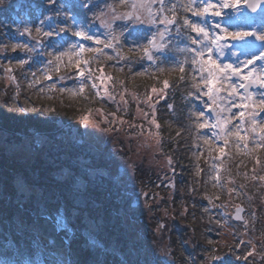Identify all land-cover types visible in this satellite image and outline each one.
Instances as JSON below:
<instances>
[{"label":"trees","instance_id":"1","mask_svg":"<svg viewBox=\"0 0 264 264\" xmlns=\"http://www.w3.org/2000/svg\"><path fill=\"white\" fill-rule=\"evenodd\" d=\"M69 1L80 9L84 16L78 19L77 27L101 41L116 37L111 47H105L103 43L96 44L94 40L76 41L73 44L83 43L85 48H98L100 51L81 52L77 57L73 55L70 47L66 52L68 55L60 57L59 72L54 69L52 73L51 69L52 76L57 78L59 75L72 83L73 92L76 94L71 100L59 92V84L51 87L48 90V98L41 105L34 104L32 110L21 102L22 85L28 77L27 72L32 61L37 60L38 64L45 62L52 54L51 36L28 35L29 48L34 47L31 52L21 48L8 50L0 45V135L8 144L27 142L35 153L32 159L25 161L0 153V264H154L155 260H161L156 253V245H153L156 238V234L152 233L153 229H149L153 236L148 237L155 248L151 252V260L145 261L140 253H130L129 246L122 236L117 235V239H112L111 233L115 232L114 225L110 224V216L120 215L118 210L122 200L117 198L120 191L114 193L110 188L113 181L103 176L100 171L104 169L103 154H99L94 160L92 156H84L88 158L86 162L91 166L90 172L98 170V179L104 182L103 186L98 181L101 186L98 188L97 183L92 185L87 177H78V171L72 166V162L79 151L73 144V149L67 150V153L59 150L55 154L50 150L54 148L48 149L44 146L46 140L48 143L63 144L69 129L73 126L79 128L80 119L84 115L92 116L103 130L111 131L106 141L115 147L117 157L124 160L130 151L129 148L134 153V148L141 138H149L155 146L154 155L164 159L166 167L172 172L171 181L176 190L169 207L161 205L165 200L162 199L166 195L164 190H168L169 183L159 184L161 173L158 167L144 163L136 164L132 173L134 182L144 190L155 184L153 190H149L147 194L148 201L152 203L150 209L156 214V218L161 217L160 210H166L167 214L170 212L174 217L171 228H167L162 237L165 239L167 250V258L162 260L163 264H189L196 261L208 245L204 237L207 225L202 221L200 212L203 208L201 202L204 201L202 186L209 176L210 164L214 169L213 192L218 196V203L228 207L236 203L243 204L247 207V213L254 215L247 226L235 232L234 239L238 241L244 238V242L249 245L246 248L249 249H255V246L260 249L259 245L264 246V179H261L264 177V139H260L256 144L258 131L257 128L253 131V121L256 126L258 108L254 110L251 100H245L248 107L242 110L243 120L238 117L240 135L245 139L227 135L225 131L228 125L225 124L222 126L223 131L217 132V145L201 147L198 164L193 169L197 130L188 111V54L176 38L179 33L183 34L185 31L180 0H164L165 16L174 19L175 23L168 25L163 54L160 57L156 55L151 62H148L146 56L140 58L126 50L124 45L147 38L150 29L157 33V28H133L129 26V22L106 18L105 13L115 7L117 0ZM126 5L121 4L119 10H128ZM56 9L55 4L49 3L48 0H0V44L3 31L7 28L4 23L25 24L36 20L37 27H42V31L46 32L44 29L49 31L51 26L56 25ZM41 20H44L43 25L40 24ZM37 40H40L39 44ZM77 58L87 60L88 63H81L77 69ZM22 59L28 62L21 66L19 61ZM14 60L18 63L14 67H6L11 68V72L8 71L6 76V69L3 67L8 61ZM140 61L147 63L145 73L132 76L135 70L141 67ZM181 65L184 67L183 72L179 71ZM81 70L85 71L83 77L78 74ZM164 81L168 82L167 87ZM82 83L85 87L84 92L80 93ZM93 84L97 87L93 88ZM153 89L155 91H152ZM42 105L46 112L39 108ZM137 110L140 111V117L135 115ZM219 110L220 113H225L222 106ZM124 137L127 143L122 140ZM225 138L228 140L227 144L224 143ZM218 147H223L224 152H217ZM67 174L71 177L70 181L66 179ZM14 177H19L28 185L36 187L40 194H31L28 197L18 195L11 182ZM75 182H82L83 186L75 187ZM62 183L67 184L72 192L84 195L92 203V206H73L74 217L69 219L67 216V225L61 230L66 249L64 256L56 251L54 245L42 242L37 235L40 232L34 230L35 225L40 226L44 220L50 221L51 217L54 228L58 230L56 215H65L68 207L65 204ZM113 185L115 189H119L116 184ZM45 190L48 191L49 197ZM156 191L158 194H155ZM95 212L101 218L98 222L94 221V231L84 218L88 213L93 215ZM118 219L121 220L120 217ZM151 220L150 227L156 228L154 217ZM20 223L23 227L19 226ZM30 223H34L33 229ZM159 228L162 231L160 225ZM85 232L89 238L92 236L97 242L99 240V243L96 245L95 242H90L91 239L85 236ZM258 237L259 245L256 242ZM232 249L233 245L227 244L218 251L232 255ZM185 257L188 261H185ZM210 263L212 262L208 261L203 264ZM233 264L238 262L233 261Z\"/></svg>","mask_w":264,"mask_h":264},{"label":"rangeland","instance_id":"2","mask_svg":"<svg viewBox=\"0 0 264 264\" xmlns=\"http://www.w3.org/2000/svg\"><path fill=\"white\" fill-rule=\"evenodd\" d=\"M156 1L157 0H117V8L114 9L112 12H106L105 16L108 19H113L115 18V14H118V16L123 17L124 14H130L134 13L136 15L140 16V19L131 18L129 22V26L131 25L133 28L139 25V22L143 24L144 28L146 26H153L155 29L157 28L160 30V32H163L164 35L167 34L168 31H165V28L167 27L164 24H160L158 22H154L155 20L162 19L159 15L160 8L156 6ZM49 2V0H48ZM127 4L128 10L125 12L120 11L118 9V6L120 4ZM141 3L145 4H150L151 5V10L153 13H155L154 17H150L148 15V12L146 9H142L139 7ZM55 6L57 7L56 10L59 11V15H56V20L54 19V23L56 25L54 27H51L49 31L53 32L52 37V42L54 44H51V55L50 57L44 62H40L38 64L37 60L32 61L31 66L29 67V70L27 72L28 77L25 78L23 85H22V96H21V102L22 104L28 108L29 110L33 109L34 104H42L46 98H48V90L53 87V86H58L59 84L62 83V85L59 87V92L63 93L64 96L71 100L73 97V85L68 82L67 80L63 79L61 76L58 75L57 78L51 75V69H56V67L60 63V59L57 60V57L60 55L61 50H64V53L69 51L70 46L75 43L74 39L75 37L72 35L71 31H66V32H59V35L56 34V32L59 30V28H76L77 25L76 23V15L80 14V9H78L76 6H72L69 1L66 0H55ZM133 5H136V7H133ZM187 7V12L190 15L189 18L187 19V28L189 29V34L187 36L188 42L191 44V38H195V33L191 31L190 24L192 22H199L202 21V18L194 17L192 15V12L189 10L191 8H195L200 3L196 0V3L192 4L188 0L187 2L184 3ZM185 7V8H186ZM160 16V18L158 17ZM65 17L68 19L66 20ZM73 19L75 23H73ZM122 19V18H121ZM106 20V19H105ZM124 19H122L123 21ZM36 20H33L32 22L30 21L29 23L25 24H18L15 22L11 23H4L5 26H7L6 29H4L3 34H2V39H1V48H4L5 45H7L8 50H12V45L13 44H28L30 45V42L28 41V33L24 32V28H30L32 30V36L36 34L35 29L37 28ZM58 23V24H57ZM211 24V20L209 21ZM206 28L208 25H204ZM122 27H125L122 25ZM4 28V26H3ZM168 28V27H167ZM127 31L129 29H126ZM154 29H150V33L147 36V38H144L146 40H140L138 42H134L133 45H125V48L132 50L133 54H136L142 58L144 56V49H148V55L150 54L152 59L149 61L151 62L154 59L155 54L160 50V43L162 42L160 38L156 37V33L153 31ZM44 31L48 32V30ZM21 33H24L21 35ZM210 32V36H211ZM154 37V45H150L149 40L153 39ZM160 37V36H159ZM79 39H77L78 41ZM60 47V51L58 50ZM195 47L194 45L191 44V48ZM190 48V49H191ZM49 50V51H50ZM161 51V50H160ZM0 52L2 53V49H0ZM193 55V54H192ZM149 57V56H148ZM139 58V59H140ZM142 60V59H141ZM49 61H52L50 64ZM17 60L14 61H8L5 63V68L6 67H14L17 65ZM140 64H144L143 61H140ZM144 66V65H143ZM146 66V65H145ZM148 67V66H147ZM4 70V69H3ZM144 69L135 70L133 73L134 75L132 76H138L142 74ZM5 75H8L7 69L4 70ZM192 79L194 80V85L195 84H201V79H196V74L191 73ZM50 77V78H48ZM67 81V82H66ZM235 82V84H237ZM227 88L228 86L225 85ZM196 88V87H195ZM61 89H64L65 91H61ZM206 87L203 85L201 87V90H205ZM203 93V92H202ZM202 93L197 95V93L194 94V105H191L190 114L192 117V123L194 128L197 130V136H196V143H195V150H194V162H193V169L196 168V162L198 161L199 154L201 152V147L203 148L204 146H210L211 144L217 145L215 143V140H217V136L214 138V130L213 127H211L212 124L216 123L215 120H213L210 115H209V110L207 108V101L206 98L207 96H204ZM230 100H227V117H223L227 119L228 122H230V132L235 133L237 130L236 123L234 121L235 114H236V107H233V105H238V98L235 94V96H229ZM14 97L12 96V103L14 102ZM229 103V104H228ZM14 104V103H13ZM240 104V103H239ZM213 106V105H212ZM40 109H44L43 105L39 107ZM41 110V111H42ZM203 111L205 115L203 117H199V113ZM44 112L46 110L44 109ZM42 116V113L40 114ZM135 115L140 117V111L137 110L135 112ZM85 116V115H84ZM82 116L80 119V126L77 128L76 126H73L70 128V132L67 133L64 136V141L63 144L60 143H55V142H50L48 143V140L44 142V146L49 148H54L50 149L53 154L58 152L59 150H63L66 153L68 152L67 150H72L73 148L71 147L72 144L74 148H76L78 152V156L75 157V161L72 162V166H74L77 171H78V177H87V179L90 180V183L92 185H96L97 187L100 188L99 182L104 186V182L98 179L97 172L98 170L94 169L91 170V166L88 165V158H85L84 156H92L93 160L94 158L96 159V156L99 154H103L102 158L104 160V169H100V171L103 172V176H107L109 179L113 181L112 184H110V188L114 193L117 191H120V193L117 195V198L121 199V208L118 210V213L120 215H115L111 214V222L110 224L114 225V230L111 233V237L113 240L117 239L118 237L124 238V240L127 242V245L129 246V252H134L140 253L141 257L145 260H151L152 259V254L153 249H155L152 246V243L149 241L148 237L151 235L153 236L152 233L156 234L154 235L155 244L157 247V252L159 256L161 257V260H155L153 263L154 264H163L162 260L167 258V250L165 248V239H163V234H166L165 230L169 227L171 228L172 223L174 222V217L170 212L167 214L166 210H160L161 212V217L156 218V214L150 209L151 204L148 200V194L142 195V191L144 192L145 190L140 188L136 182L133 180V166L136 164H147V166H154L158 167V171L161 173V177L159 180L163 183H169L171 186L168 188V190H164L166 195L164 196L165 199L161 205L165 206L167 205L168 207L172 204L174 193L176 188L173 187V182L171 181L172 179V172L166 167V161L160 157H156L154 155L155 150L153 148L155 147L152 141L149 138H141V141H139L136 144V147L134 148V153L131 152V148H129V153L126 156V158L123 160L119 157L116 156V150L114 146H110L109 142L106 141V138L108 135H110L111 131L103 130L99 125L94 126L93 124H85L82 122ZM89 120L94 121V118L92 116H88ZM218 117V115H215V118ZM222 119V120H223ZM205 120H208L209 122V127L206 128H199L198 125L200 123H203ZM261 127H264V121L260 120L257 124V129L259 131V134L263 136V132L261 131ZM81 129V130H80ZM221 131V130H220ZM223 137V134L220 133ZM260 136V137H261ZM4 137L0 135V153L9 155V158L13 157L14 159H23L24 161L26 159H32L33 156H35L34 150L29 146L27 142H22V144H8L5 143L3 140ZM124 137L122 140L127 143V140ZM205 139H207V143H205ZM212 139V140H211ZM258 139L256 140V144L258 143ZM237 147V146H235ZM238 148V147H237ZM263 151H264V146H263ZM65 153V154H66ZM38 156V155H36ZM67 159V158H66ZM87 160V162H86ZM198 164V163H197ZM64 175L65 172H62ZM208 174L209 176L207 177V181L205 180V184L202 186V194L203 198L205 201V205L203 206V213L200 212L202 221L205 222L206 229L204 233V237L206 239V244L207 247L201 251V254L196 258V261H191L189 264H203L207 263L208 261L212 262L210 264H231L232 258H230L229 255H226L225 252L221 253L219 252L218 249L220 248L222 250L223 246L226 245V243H232L233 240V232L238 229L237 225H234L227 220V217L230 218L232 208L235 206H230V207H225L223 208L218 207L214 208V205L216 204L217 197L215 193L213 192V179L215 180V175H214V169L211 166L208 169ZM132 176V177H131ZM67 180H71V177L69 174L66 175ZM98 179V180H97ZM99 181V182H98ZM11 182L15 186L17 190L18 195H25L28 197L29 195H37L40 194V191L32 186L28 185L23 179H20L19 177H14L11 179ZM160 182V183H161ZM75 187L76 186H83L81 183L75 182ZM113 184H116L119 189H115V186ZM154 185H150L148 187L149 190H153ZM62 189L65 192V204L68 206L67 207V214L62 215L61 213H58L57 218H56V225H58V230L54 228L52 223V217L50 221H43L40 226L35 225L34 230L35 232H40L38 235V238L42 242H46L48 244H52L55 246L57 249L56 251L61 252L62 255L64 256V252L66 251L65 246L63 245V239H62V228L66 227L67 219H72L74 216V207H82L85 205L92 206V203L90 200L85 197L84 195H81L79 193H74L72 192L71 188L67 185L62 183ZM140 190H142L140 192ZM47 197H49L48 191H44ZM161 192V191H160ZM155 194H158L156 191ZM163 197V196H162ZM74 206V207H73ZM150 206V207H149ZM60 210V209H59ZM144 210V211H143ZM61 211V210H60ZM133 214V216L131 215ZM155 214V215H154ZM166 215V216H165ZM68 216V217H67ZM72 216V217H71ZM120 217L121 220L118 219ZM154 217V220L156 222V228L150 227L152 226L151 218ZM245 220L250 222L254 216H252V213L250 214H244ZM92 218V219H90ZM100 215L98 213H93L87 214L84 220L88 223L89 227L94 230L95 227V220L98 222L100 220ZM108 218V216H107ZM156 218V219H155ZM59 221V222H58ZM72 221V220H71ZM96 222V224H98ZM228 223V224H227ZM264 224V220L262 221ZM34 223H30L31 229H33ZM159 225L161 226V230L159 228ZM19 226L23 227V225L20 223ZM28 226V228L30 227ZM36 227V228H35ZM149 229H153L152 233L150 234L151 231ZM95 231V230H94ZM86 233V232H85ZM85 235H88L87 233ZM118 235V237H117ZM44 236V238H42ZM68 240V238H67ZM91 240H95L91 236ZM113 242V241H112ZM96 245L99 243L96 242ZM217 243V244H216ZM218 245V246H216ZM114 247V246H112ZM256 251H252L249 249V251H244L245 248L243 249L242 252H240V255L238 253H234L235 260H239V264H264V258H263V253L258 249L257 246H255ZM261 249V248H260ZM159 251V252H158ZM177 251V250H176ZM178 253H180L178 251ZM219 253V255H218ZM181 254V253H180ZM222 257V259L217 262L214 261L215 257ZM145 260V261H146ZM185 261H188V258L185 257ZM214 261V262H213ZM64 262V258H63ZM188 264V262H186ZM185 263V264H186Z\"/></svg>","mask_w":264,"mask_h":264},{"label":"snow or ice","instance_id":"3","mask_svg":"<svg viewBox=\"0 0 264 264\" xmlns=\"http://www.w3.org/2000/svg\"><path fill=\"white\" fill-rule=\"evenodd\" d=\"M193 3H196V0H192ZM49 3H55V0H49ZM241 0H215V3L211 2V0H203L202 6H197L195 8L189 9L192 12V15L194 17L198 18H204L202 21L199 22H192L190 24L191 31L196 34L197 37H201L200 39L196 38H189L191 40V44L195 47H192L190 49V52L192 55V64L197 65L196 71L201 73V83L206 87V91H204L202 94L204 96L209 97V103H207V108L209 111L212 110V105L217 102V98L219 94L225 90V85L228 86V95L232 96L236 94L237 91V85L234 83H231V80L233 77L239 78L242 82L239 84V88H243L245 93L247 95L244 97V100H251L254 105L257 104L256 100H253V94L249 91V87L251 85H255L257 81H259V84L261 87H264V65H261L260 68V74L257 75V69L255 68L256 62L264 61V26L262 27H256L255 25L252 26H246L247 21L240 20V19H229L227 21L228 24H232L233 27L229 29V27L225 23V16H227L226 10H231L234 15L238 14V9L240 6ZM160 4V13L162 14L164 12V0H159ZM246 6L252 10V12H256L257 7H264V0H259V5L256 2V0H252V2L247 3ZM133 7H136V5H133ZM140 8L146 9L148 12V15L150 17H154L155 13L151 10L150 4L141 3L139 5ZM57 15H59V11L57 10ZM127 18L131 19V14H128ZM136 19H140V16L137 15L135 17ZM67 20L68 18L65 17ZM211 20V24H208V21ZM158 22L160 24H164L166 26L172 25L175 23L174 19H168L166 16L162 19H159ZM73 23H75L73 19ZM40 24H44V20L40 21ZM208 24V27L206 28L204 25ZM214 30V31H213ZM37 36L43 35V36H51L53 35V32H43L42 27H37L35 29ZM71 31L72 35L76 38H79L81 41L87 40V41H95L96 44H104L105 47H111L112 42L115 41L116 37L112 36L109 41H101L98 37H94L90 35L87 31L83 30L82 28H59V30L56 32L57 35H59V32H66ZM165 31H168V28H165ZM24 32L28 33L29 36L32 35V30L30 28L25 27ZM210 32L212 33L210 37ZM24 33H21L23 35ZM160 39L164 40V33H160ZM253 39L255 41L260 42L259 44L253 43ZM238 41H244L245 43L240 45V47L243 49L242 53L243 55L247 56L248 58L244 59L243 61H240L238 59V62L233 65L232 63H223L218 62L217 59L213 56L214 49L217 52H222L226 47L232 46L235 47L236 45L231 44V42H238ZM40 43V40H37V44ZM149 43H154V37L153 39L149 40ZM164 45L161 44L159 47H163ZM4 47H7L5 45ZM72 49L73 55H76L79 57V54L81 52H99L100 49L98 48H85L83 43H80L79 45L73 44L70 46ZM17 48L21 49H27L28 51H34L33 48H29V45L24 44H13L12 50L15 51ZM253 48H259L260 51L258 53L251 52L250 50ZM145 53H148V49H144ZM68 55V53H60V55L57 57V60L60 59V57ZM233 56H236V53L233 52ZM149 59H152L151 55L149 54ZM69 60L71 62V56H69ZM27 60H20V65H24L27 63ZM51 64L52 61H49ZM81 63L87 64V60H81L80 58H77L75 60V67L77 69L80 68ZM249 66H252L249 68ZM243 68H249V71L245 74L242 72ZM57 72H59L60 68L59 66L55 69ZM7 71L11 72V68H8ZM179 71L183 72L184 67L181 65L179 68ZM206 73V76L203 75ZM79 76L83 77L85 75V71L81 70L79 71ZM50 78V77H48ZM89 78H91V73L89 70ZM244 82H247L244 83ZM165 87L168 86V82L164 81ZM84 84H81V87L79 89L80 93L84 92ZM93 88H96L97 85L93 84ZM194 87L198 91L201 90V84H195ZM61 91H65L64 89H61ZM152 91H155L153 89ZM76 93L73 92V95ZM98 94V93H97ZM233 107H239L241 109H244L248 107L247 104L241 103L238 105H233ZM258 107L261 110H264V93L260 94L259 100H258ZM114 115V114H113ZM205 113L201 111L199 113V117H203ZM238 116L241 120L244 118V111H240L239 113L235 114ZM82 122L85 124H93L94 126H98V123L96 121L89 120V117L85 115L82 118ZM155 123V121H153ZM254 127L253 131L256 130L255 121H253ZM208 120H205L203 123H200L198 125L199 128L203 129L206 127H209ZM157 127H159L157 125ZM211 127L216 128L220 127L223 131V127L221 125V118L218 115L216 123L212 124ZM261 131H264V127H261ZM107 131V129H105ZM179 134V133H178ZM233 133L228 132L227 135H232ZM240 140H244L245 137L240 135L239 127H237V130L234 133ZM216 135V133H214ZM261 139H264V137H261ZM159 142V141H157ZM205 143H207V139H205ZM224 143L227 144L228 140L227 138L224 139ZM217 152L223 153L224 148L218 147L216 149ZM169 163H171V159L169 158ZM261 179H264V177H261ZM243 211L240 207H237V219L240 218L239 213ZM59 222V221H58Z\"/></svg>","mask_w":264,"mask_h":264},{"label":"water","instance_id":"4","mask_svg":"<svg viewBox=\"0 0 264 264\" xmlns=\"http://www.w3.org/2000/svg\"><path fill=\"white\" fill-rule=\"evenodd\" d=\"M250 2H252V0H246V2H245V4H244V7H245V9H246L249 13H253L252 10L246 6V4H247V3H250ZM256 2H257L258 5H259V0H256ZM263 8H264V7H260V6H258V7H257V10H259V9H263ZM257 10H256V11H257ZM240 208L243 209L242 207H240ZM239 216H240V218L237 219V218H236V217H237V208H235V210H234V212H233V214H232V218H233L234 220H236V221H241V220H242V211L239 213Z\"/></svg>","mask_w":264,"mask_h":264}]
</instances>
